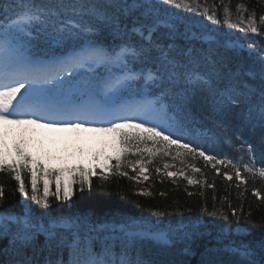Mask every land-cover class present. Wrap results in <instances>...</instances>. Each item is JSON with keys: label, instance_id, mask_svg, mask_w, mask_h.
I'll list each match as a JSON object with an SVG mask.
<instances>
[{"label": "snow or ice", "instance_id": "1", "mask_svg": "<svg viewBox=\"0 0 264 264\" xmlns=\"http://www.w3.org/2000/svg\"><path fill=\"white\" fill-rule=\"evenodd\" d=\"M215 8V5L201 8L198 4L193 7L186 0H105L104 4L98 3V0H0V122L113 134L114 142L118 140L119 143L120 154L115 156L114 169L117 171L121 167V156L129 153L142 155L144 152L149 157L154 155L152 148H141L149 141L162 146L164 155H168L170 147L175 145L177 157L182 154V149L184 154L199 155L215 165L216 156L206 155L208 149L189 139L194 134L195 122L200 117L208 119L204 116V105L209 102V97L229 106L239 107L241 103H247L249 113L255 112L264 124V48L254 50L259 53L255 57L259 68L247 72L258 84L253 86L246 83L244 87L247 92L238 94L232 80L227 79L231 72L226 76L212 55L213 46L218 40H206L203 33L193 32L181 19V14L173 11H202L207 20L218 24ZM107 9L115 11L110 13ZM237 10L247 12L242 4L237 5ZM223 11L226 17L224 22L229 27L241 33H258L255 12L248 13L247 26H241L240 21L229 23L227 5H223ZM128 17H132L130 27L127 23L122 24V18ZM258 19L264 25V15ZM92 21L107 27L121 43L113 49L98 43L94 39L98 27ZM41 37L45 43L56 47L68 45L81 37H87V40L73 47L67 55H52L43 60L33 52L34 42ZM181 37L185 41L183 45L177 42ZM193 40L207 47L197 48ZM136 64L141 67L136 68ZM114 65L121 68L119 75H109L99 81L90 79L73 83L79 69L110 68ZM139 81L151 84L156 89L152 99L137 103L119 99L123 91L130 90ZM66 87L79 91L80 99H75V92L73 98L65 99ZM21 89L24 91L21 92ZM93 124L101 126L85 127ZM124 129L137 131L125 132ZM221 136L231 146L232 141L226 133H221ZM260 143L264 145V139ZM6 148V142L0 135V149ZM252 151L249 146L248 152ZM14 152L18 159L8 163L5 156L11 155V152L0 150V172L14 174L18 192L28 197L18 170L20 167L26 168L28 162L23 140L14 145ZM218 162L231 163V160ZM146 163H151V159L147 162L137 159L130 162V167L135 172L136 165H139V172L144 175ZM254 164L255 157H250L249 162L243 165V171L253 173ZM163 167L168 169L171 166L164 164ZM233 167L239 179L241 169L235 165ZM59 171H67L69 176L66 181L57 184L54 195L58 200H70L76 182L72 173L77 169ZM160 171V168H156L157 173ZM193 171L199 169L193 168ZM79 173L81 188L85 183L90 186L85 170L80 168ZM120 174L127 175L126 172ZM165 175L175 177L177 173L169 171ZM258 175L264 178V167ZM231 178L228 176V179ZM38 179L33 173L31 199L48 208V182H44L41 196ZM144 179H148L147 175H144ZM188 183L197 182L188 179ZM3 194L4 189L0 186V200ZM255 195L259 196L260 193L255 192ZM153 214L157 217L165 215L162 211ZM232 215H235V211ZM224 219L228 217L224 216ZM10 224L16 225L15 231L11 230ZM240 228L237 223L236 231ZM57 229L65 231L61 233ZM229 231L233 229L229 228ZM40 232L49 240L56 239L58 245L66 247L69 254L67 261L57 259L47 264H149L138 249L141 241L147 239L161 246L172 243L171 229L145 228L131 218L116 216L110 221L98 222L89 214H77L50 218L45 227L30 207H26L22 215L0 213V236H10L9 243L18 254ZM259 247L264 250V242ZM228 250L237 254L243 264H264V260L254 259V248L243 241L229 246ZM14 264L31 262L21 259L14 261Z\"/></svg>", "mask_w": 264, "mask_h": 264}, {"label": "trees", "instance_id": "2", "mask_svg": "<svg viewBox=\"0 0 264 264\" xmlns=\"http://www.w3.org/2000/svg\"><path fill=\"white\" fill-rule=\"evenodd\" d=\"M98 3L104 4L105 0H98ZM186 3L193 7L198 4L201 8L216 6L218 24L207 20L202 11L188 12L184 9L173 11L181 14V19L193 32L203 33L206 40H218L213 46L212 55L226 76L229 71L231 72L232 75L227 76V79L232 80L238 94L247 92L244 87L246 83L256 86L258 81L252 80L247 72L249 69L259 68L255 60L259 53L254 50L264 48V25H261L258 19L260 15H264V0H186ZM241 4L245 6L247 12H238L237 5ZM223 5L229 7L227 17L229 23L240 21L241 26H247V14L255 12L258 33H241L238 29L229 27V24L224 22L226 17ZM107 10L110 13L115 11ZM92 22L98 27L94 36L98 43L109 49L121 43L103 24ZM123 23L130 27L132 17L122 18ZM86 40L87 37H81L68 45L56 47L45 43L41 37L34 42L33 52L38 57L56 56L86 43ZM177 42L181 45L185 43L182 37ZM192 43L197 48L207 47L196 40ZM135 67L140 68L141 65L136 64ZM120 72L121 68L118 65L110 68L82 69L77 73L74 82L79 84L90 79L99 81L103 77ZM154 94L156 89L151 84L139 81L120 95L146 96L152 99ZM241 99L243 100L242 96ZM204 116L208 119L200 117L195 122L194 134L189 139L208 149L206 155H215L217 160L215 165L199 155L184 154L182 149V154L177 157L175 145L170 147L168 155H164L162 146L149 141L146 145H141V148H152L154 155L149 157V154L144 152L142 155L129 153L121 156V167L117 171L114 169L115 156L120 154L118 147L106 169L92 170L86 166L63 168L77 169L72 173L76 182L73 184V195L70 200H58L54 195L57 184L62 180L66 181L69 173L60 172V168L46 164L44 159L34 158L25 143L27 167H20L18 170L28 197H23L18 192V182L14 174L0 172V186L4 189L3 198L0 200V213L22 215L24 209L30 207L32 213L40 218L45 227L50 218L89 214L98 222L110 221L113 217L119 216L131 218L145 228L171 229L172 243L168 246H161L147 239L138 244L139 251L149 264H243L237 254L228 250L229 246L238 245L242 241L254 248L256 252L254 259L264 260V250L259 247L260 243L264 242V178L258 175L259 170L264 167V145L260 143L264 139V124L255 112L249 113V104L229 106L227 103L214 101L212 97H209V102L204 105ZM123 131L135 133L137 130ZM221 133H226L227 138L232 141L231 146ZM21 140L23 139L12 144L13 151L14 145ZM249 146L253 149L251 153L248 152ZM250 157H255L253 173L243 171V165L249 162ZM13 159H18L15 152L14 157L9 158L7 162L12 163ZM137 159L145 162L151 159V163H146L147 171L144 174L148 179H144V175L140 174L139 165H136L135 172L130 167V162ZM221 160H231V163H219ZM164 164L171 167L164 169ZM233 165L241 169L239 179L235 175L236 168ZM80 168L85 170L90 186L89 183H85L81 188ZM156 168H160L161 171L157 173ZM193 168L199 171H193ZM169 171L176 172L177 175L175 177L165 175ZM121 172H126L127 175H121ZM181 172L183 175H180ZM33 173L39 177L37 187L41 196L44 182H48L50 192L48 208L31 199ZM228 176L232 178L228 179ZM188 179L197 183L189 184ZM255 192H259L260 195H255ZM155 211H162L165 215L157 217L153 214ZM233 211L235 215H232ZM224 216L228 219L225 220ZM237 223L241 226L239 231H236ZM225 225L228 227H224ZM10 228L15 231L16 225L10 224ZM229 228L233 231L230 232ZM56 231L63 233L65 230ZM10 239V236H0V264H14V261L21 259L31 264H47L48 261L69 259L67 248L59 246L56 239L49 240L43 232L38 233L32 243L19 254L9 243Z\"/></svg>", "mask_w": 264, "mask_h": 264}, {"label": "rangeland", "instance_id": "3", "mask_svg": "<svg viewBox=\"0 0 264 264\" xmlns=\"http://www.w3.org/2000/svg\"><path fill=\"white\" fill-rule=\"evenodd\" d=\"M23 91L24 89H21V92ZM73 92H75L76 97L78 91L74 88L69 89L66 87L64 98H73ZM142 100L143 99H127V102L137 103ZM98 126L101 125L93 124L86 125L85 127ZM43 130L44 127H39L37 125H17L0 122V135H2V139L7 145L6 149L0 150L6 153L9 151L11 152V155L5 156L7 161L10 157H13L12 144L21 138L27 142L28 148L34 158L40 160L44 159L46 164L53 165L60 169L74 166H86L92 170H96V168L106 169L110 161L109 157H113L118 151L119 145L117 141L114 142L113 134L110 133H99L70 128L67 131L69 135L66 138H63L61 141L57 139H51V141H49L47 136L40 135ZM83 134L89 136L93 134V136L90 137L89 140H82Z\"/></svg>", "mask_w": 264, "mask_h": 264}, {"label": "bare ground", "instance_id": "4", "mask_svg": "<svg viewBox=\"0 0 264 264\" xmlns=\"http://www.w3.org/2000/svg\"><path fill=\"white\" fill-rule=\"evenodd\" d=\"M70 128H45L43 132L40 135H45L48 137V140L51 141V139H57L59 141H61L63 138H66L69 133L67 132ZM93 134L91 136L83 134L82 135V140H89L90 137H92ZM53 143V142H52Z\"/></svg>", "mask_w": 264, "mask_h": 264}]
</instances>
